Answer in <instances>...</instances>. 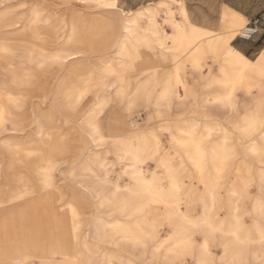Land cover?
Masks as SVG:
<instances>
[{
    "label": "bare ground",
    "instance_id": "bare-ground-1",
    "mask_svg": "<svg viewBox=\"0 0 264 264\" xmlns=\"http://www.w3.org/2000/svg\"><path fill=\"white\" fill-rule=\"evenodd\" d=\"M13 1L0 0V145L12 156L7 168L19 164L21 170L0 187L8 196L0 208L18 207L32 193L30 172L54 188L60 164L70 159L69 175L83 171L90 180L77 183L98 196L106 214H116L93 220L96 237L114 242L115 249L97 263L90 258L87 241L79 238L85 222L74 200L64 207L65 231L52 234L42 249L35 241L19 245L21 234L31 232L29 204L0 226V264H143L145 253L161 264L187 258L192 264H264V51L253 60L231 44L247 18L224 8L218 29L203 28L190 21L181 2L173 8L175 0L121 9L115 19L89 17L78 8L69 22L63 20L68 34L60 37L52 13L37 6L52 11L48 1L66 0H32L39 4L24 17ZM90 1L117 8V0ZM110 45L114 60L106 56L102 65L88 68V55ZM190 82L213 91L186 109V100L196 95ZM88 97L92 104L81 112ZM115 103L123 104V112ZM138 106L149 111L147 120L176 107L172 120L159 126L173 153L162 152L156 128L137 126ZM63 126L67 135L58 131ZM68 142L85 152L77 163L76 149L64 155ZM161 227L170 232L159 239ZM127 245L137 250L136 258L117 253Z\"/></svg>",
    "mask_w": 264,
    "mask_h": 264
},
{
    "label": "rangeland",
    "instance_id": "rangeland-1",
    "mask_svg": "<svg viewBox=\"0 0 264 264\" xmlns=\"http://www.w3.org/2000/svg\"><path fill=\"white\" fill-rule=\"evenodd\" d=\"M14 1L13 2L16 5L15 9L17 8L16 10L21 12L22 16L27 14L30 6L39 4V3L32 2V0H14ZM54 2H56V3H54ZM54 2L53 1L47 2L50 5H52V7H53L52 11L48 10L47 8H43V6L41 4H39L37 6V8L42 10V12L44 14L52 13V15L54 16V18L52 17V19L55 20V22L57 23V29L61 28V32L59 34L60 37H66L67 36L68 26L67 25L63 26V23H64V21L69 22L70 17L76 14V10H78V8H84V10H86V15H88L89 17H93V16H96V14L101 13V14L105 15L106 17H109L112 19L119 18L120 10H121L120 4L119 5L117 4V8H115L114 10H105L104 7L96 6L95 2H91L90 0H84L82 2H79L76 0H66V1H60V2L54 1ZM154 5H157V3H153V4L148 5V6H154ZM176 14L179 15L178 11H176ZM177 15H176V17H177ZM160 18H161L160 16L159 17L157 16V19H160ZM246 23H247V20L243 23V27ZM163 27H164L163 28L164 30L166 28L170 29V27L168 25H163ZM236 37L237 36H235V38ZM101 51H105L106 54L100 57V56H98V54ZM114 54H115V51L113 49V46H111V45L107 46L106 48H104L102 50H97V51L91 52L88 55L89 59L86 62V65L88 68L97 67L98 65H102L105 62V60L107 59L106 56L112 57V59H113L115 57ZM156 62H161V61L156 59ZM207 62L210 63V72H212V74H217L216 64L212 63L209 59H207ZM162 65L166 67V66H169L170 63H166V64L164 63ZM88 68H86V69H88ZM168 69H171V67L169 66ZM2 81H3V79H2ZM202 82H196V83L190 82L191 87L195 91L196 95L194 96V98L190 97L186 100V102L188 103V105L186 106V109L192 107L193 105H197V103H199L202 98H204L206 95H208L209 92L213 91L212 88H210L209 86L206 87ZM158 88H160V86H158L156 89H158ZM91 104H92L91 97H88L82 104L81 112L84 111L85 109H87L88 106H91ZM122 107H123V104H120V103L116 104L115 103L116 111L123 112ZM171 110H173L172 114H169V115H166L163 117L162 116L161 117L155 116L151 120H147V114L149 112L148 110L142 109L140 106H138L133 111L136 112L135 115L139 114V116H136L137 118H140L137 126L141 129L142 128H156V130L160 136V139H161L160 142H161V146L163 148L162 152L168 151L170 153H173L172 152L173 150H171L172 146L170 143L168 133L164 130L163 131L160 130V128H159V126L161 124H163L165 121H170L169 119L172 120V118L174 117V112H176L177 109H176V107L172 106ZM240 111H241V108H240ZM238 114H240V112H238ZM142 117L144 118V120L141 119ZM215 119H218V118L215 117ZM58 131L62 132L64 134L67 132L65 126L60 128ZM119 133L126 134L125 131H120ZM67 134L68 133H66V135ZM68 144H69V142H68ZM27 146L28 147L30 146V142L23 145L24 148H27ZM77 147H78V145H77V143H75L76 163L80 158L85 156L84 150H82V152H79V149ZM69 149H70L69 152L67 154H64V155H66V159L69 156L73 155L74 151H75L73 145H70V144H69ZM64 155H62V157ZM112 156L110 155V157H112ZM156 157L159 158V154H157ZM11 159H12V156L10 155V150H7V148H4L0 145V187H2L8 183V179L10 178V175H13V173H16V174L18 173L20 175L19 170H21V169H19V167H18L19 164L16 165V167H17V168H15L16 170L11 169L12 167L7 168L6 164ZM69 160H64L60 164V166H59L60 171L56 173V176H55L54 181H53L54 182V185H53L54 188H52V189L48 188V187L45 188L44 186H42V184L36 179V177L33 176V173L30 172L28 179H29L30 186L33 189L32 193L26 198L25 201L19 203L18 207L13 208V207H8V206H2L0 208V226L1 227L4 225L7 226V224L4 223V219H7V220L9 219L11 221L15 217H17L16 215H17V213L19 214V212L16 210H19L20 208H22V206L26 207V205H29V204L34 205L33 211L31 212L32 213V220L31 221L29 220L28 222H26L28 224L27 225L28 229L30 227L29 224L31 223V232H30V230L27 229L28 230L27 236H25L24 234H21L23 239H22L21 244H19V245H29L30 242L33 243L35 241L34 242L35 246L38 249H42L49 243L48 240L52 234H54L55 232L57 233L59 231L61 232L62 230H64V231L66 230L67 223H66V218L64 215V207H65L67 201H71V200L73 201L74 200L75 204H77L79 207L78 208L79 211L82 213L80 218H81V220H83V222H85L84 226L79 231V238L85 239L87 241L88 246L90 247L91 252H92L90 254V258H92V260L95 263H97L98 261H100V259H101L100 256L104 252L110 251L111 249L112 250L115 249V247H114L115 243L112 241L111 242H107L104 240L102 241L96 237V235L94 233L95 231H94V223H93L94 221L93 220H95V216H100L101 218L102 217L103 218H112L113 216H116V214H110V215L106 214L107 208L103 207V206L102 207L98 206V203H97L98 202V196L92 195V193L89 190H87L86 188L82 187L79 183H77L79 180L80 181L90 180L87 178L86 175L84 176L83 171H81L80 169H77V176L73 177V176L69 175V168H70L69 167V162H70ZM121 167H123V166L120 164L114 170H116V172H119L121 170ZM147 167L151 170L154 167V165H153V163H148ZM156 170H157V172H160V171L162 172V169L160 167H156ZM22 172L25 173L24 170ZM79 173H80V175H79ZM109 176H110V179H114L115 173L111 172ZM127 182H128V179L127 178L125 179V177L121 178V180H120L121 184H125ZM252 187L254 188V186H252ZM4 188H6V187H4ZM109 188L110 187L108 186L107 188H105V190L106 189L108 190ZM253 188H252V190H254ZM2 192H3V190H0V200L1 199H4V201L8 200V196H4V195L2 196L1 195ZM93 214H95V215H93ZM9 220H8V222H9ZM54 220H55V222H54ZM57 223H59V224H57ZM96 226L98 227L99 225L96 224ZM169 232H170V230L167 229L166 227H161L160 231H159V235L157 238L160 239L161 237L166 236ZM196 237H197V240L201 239V237L199 235H196ZM12 239H14V238H12ZM1 241L3 242V247L8 249V246H10L9 242H8L9 237H7L6 234H3V232H2V240ZM126 251L129 252V254ZM117 253L119 255H129L133 258H136L134 256V254L137 253V250L134 251L131 246L127 245V246H124V248L122 246L121 249H118ZM34 260H35V264H40L39 259H34ZM140 261L143 264H161L159 261L156 262L153 260H149L147 253H145L144 257L142 256ZM177 263L180 264L179 261H177ZM114 264H123V263L122 262L119 263V261L116 260V261H114ZM183 264H192V260L189 258L184 259Z\"/></svg>",
    "mask_w": 264,
    "mask_h": 264
},
{
    "label": "crops",
    "instance_id": "crops-1",
    "mask_svg": "<svg viewBox=\"0 0 264 264\" xmlns=\"http://www.w3.org/2000/svg\"><path fill=\"white\" fill-rule=\"evenodd\" d=\"M163 0H117V4L124 11L135 10L142 6H148ZM172 1V0H164ZM177 2L184 5L187 17L194 24L203 28H219L221 13L224 8H230L247 18V22L253 19H259V30L256 35L249 39L234 38L231 41L241 53L255 60L264 51V0H175L172 3L173 8L179 6ZM177 18H180L177 15ZM181 19V18H180ZM170 32L169 28L165 29Z\"/></svg>",
    "mask_w": 264,
    "mask_h": 264
},
{
    "label": "built area",
    "instance_id": "built-area-1",
    "mask_svg": "<svg viewBox=\"0 0 264 264\" xmlns=\"http://www.w3.org/2000/svg\"><path fill=\"white\" fill-rule=\"evenodd\" d=\"M259 19H253L245 24L243 29L237 34V37L245 40L253 38L259 30Z\"/></svg>",
    "mask_w": 264,
    "mask_h": 264
}]
</instances>
